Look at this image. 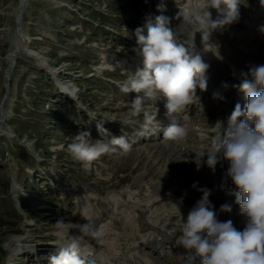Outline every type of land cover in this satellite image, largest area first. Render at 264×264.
I'll list each match as a JSON object with an SVG mask.
<instances>
[{"label": "rangeland", "instance_id": "obj_1", "mask_svg": "<svg viewBox=\"0 0 264 264\" xmlns=\"http://www.w3.org/2000/svg\"><path fill=\"white\" fill-rule=\"evenodd\" d=\"M18 3L19 0H0V264H50L46 256H49V250L55 253V248L59 247L57 244L68 238L67 233H61L54 226L57 220L63 218L65 222L73 224L91 222L93 218L102 216L105 204L108 203L109 210L119 207L120 212L119 209H114L117 212L111 211L113 214L109 217L110 212H103L104 217L109 218L105 223L99 219L105 233L100 246L98 245L99 252L112 249L113 251H108L112 257L122 253L125 258H130L132 251L140 247V254L156 259L158 264H177L173 249L159 248V251L152 252L145 245L155 235L175 242L178 238L173 231L180 226L172 223V218H169L166 225L164 222L161 224L164 227L157 222L158 217L155 214L165 201L154 200L160 198L159 191L170 186V191L181 189L192 202H197L203 195L199 190L202 185L198 184L202 181L211 190L209 201L212 206L222 204L214 175L201 173L200 181L192 175V171L198 172L208 166L207 159L203 157L205 153L197 149L185 153L187 149H181V142L162 140L156 145L147 141L138 144L140 140L136 139L137 133L134 135L120 132L114 136L129 135V139L135 141L132 151L122 156L104 155L85 169L67 153V145L71 143L72 137L81 132L78 123L74 121L80 114L74 105L71 104L69 108L67 100L61 95L64 88H77L81 83L79 80L87 78L89 67L83 62L87 63L92 58L90 65L93 68L99 61L109 58L108 54L111 55L113 48L117 46L115 36L104 43L100 41V33L85 41V31L107 24L106 29L117 30L118 35L127 30L136 37V28H127L124 24L129 19H139V6L150 10L151 0H29L20 17L14 10ZM116 4L124 8L133 7L127 15H121L123 8L118 11L113 9ZM172 9L174 8L163 11L158 9L151 13L147 11L145 21L165 15L171 18V27L175 30V19L180 16L178 20L184 22L183 16L187 13L173 12ZM240 15L239 12L235 23L240 22L245 27ZM246 15L250 17L249 14ZM104 16L116 22L119 28L111 21H102ZM120 20L123 21L119 22ZM19 28L28 53L17 57L7 86L6 57L13 50L18 38L21 42L24 41L19 37ZM98 29L88 32V36ZM249 32L251 34L254 31ZM253 38L255 35H252ZM261 39L254 41L259 50L252 51L262 54L264 43ZM94 46L95 51L92 50ZM232 54L237 57V53ZM246 56L250 58L248 53ZM239 61L238 64L225 65L222 73L230 72L235 77L236 74L240 77L243 69L249 70L256 63ZM228 69L231 71L228 72ZM232 85L234 84L230 83L228 88ZM203 94L204 91L197 88L196 95L204 107L202 110L214 109L215 105ZM113 98L111 104L103 101L98 105L94 96L92 101L98 115L103 119L102 122H112V134L124 128L128 114L126 110H115L119 99V103H124L125 95H116ZM128 98L125 103H130ZM61 116L70 121L64 127L59 124ZM208 122L210 128V117ZM160 129L161 125L157 130L158 138H163V130ZM181 156L191 165L188 170L177 159ZM17 193L22 194L24 199L15 203L14 198L19 196ZM84 194L86 196L82 198ZM107 197L113 198H109L104 205L97 204V210H94L93 200ZM98 202L103 203V200L98 199ZM150 204H155V208L146 212ZM173 204L182 203L177 201ZM230 205L232 211L226 213L237 216L236 207L234 208L233 203ZM80 206L83 208L80 209ZM87 211L94 213L91 215ZM76 234L78 233L75 229L69 231V235ZM90 241L92 240H89L92 245ZM166 245L170 246L171 243ZM93 248V254L97 255ZM36 252L40 253L41 260H37ZM93 254L87 255L88 262L100 257ZM164 254L168 257L165 258ZM110 261L115 264L114 260Z\"/></svg>", "mask_w": 264, "mask_h": 264}, {"label": "clouds", "instance_id": "obj_2", "mask_svg": "<svg viewBox=\"0 0 264 264\" xmlns=\"http://www.w3.org/2000/svg\"><path fill=\"white\" fill-rule=\"evenodd\" d=\"M240 4V0H202L196 11L183 16L180 31L191 33L197 29L202 34L204 48L215 47L210 43L211 34L237 19ZM208 8L216 9L219 15L213 19ZM260 31L264 32V27ZM135 35L143 67L128 75L119 86L122 93L137 94L128 103L132 117H143L137 120V134L150 136L160 128L158 109L147 110L146 101L164 97L171 123L163 129V139L183 142L188 137V128L181 123V114L188 105L198 103L197 88L207 89L209 65L192 43L187 41L186 46L179 41L168 16H156L154 22L148 21L143 28H137ZM240 77L241 82L232 87L245 94L246 103L243 107L240 103L235 105L226 124L218 120L212 126L216 132L206 153L207 164L212 169L221 159L229 162L226 176L236 186L235 202L248 223L241 231L231 220L219 221L209 201L211 190L199 189L203 195L189 211L186 221L181 219L182 234L176 240L187 251L188 264L197 257L201 264H264V65L251 66ZM222 86L228 88L226 83ZM214 98L224 97L217 92ZM96 127L101 135L107 133L103 122H97ZM134 143L124 135L93 140L89 131H81L72 137L67 153L88 169L104 155L128 154ZM221 211L231 212V205H221ZM54 226L67 233L68 238L57 244V251L49 257L50 264H86L81 256L93 254L89 251L93 248L89 240L99 244L105 235L102 225L91 222L73 224L61 218ZM72 229L78 234L69 235ZM89 264H96V260Z\"/></svg>", "mask_w": 264, "mask_h": 264}, {"label": "bare ground", "instance_id": "obj_3", "mask_svg": "<svg viewBox=\"0 0 264 264\" xmlns=\"http://www.w3.org/2000/svg\"><path fill=\"white\" fill-rule=\"evenodd\" d=\"M20 3H21V0H19V3L14 7L15 13L17 12V9H18ZM235 25L237 27L243 28V24H241L240 22L235 23ZM178 35L180 37H182V32H179ZM252 35H255V38H253L252 41H257V40L261 39V38H259V36L255 32L251 33V38H252ZM261 40H263V43H264V39H261ZM182 42H185V45L188 46L185 40H182ZM197 44H198V42L194 45H197ZM23 53L27 54L28 49L26 48L25 42L24 41L21 42V40L18 38L16 44L14 45L13 50H11V52L6 57V60L8 61V68L12 67L11 72H8L10 74V77H11L12 71L16 65L17 57ZM248 54H249L250 58L242 56L240 63L241 62H262V63H264V55H262L261 53L252 51L251 53H248ZM202 57H203V60L205 61L204 55ZM14 59H15V63L13 64ZM245 67H246V65H245ZM227 71L229 72V71H231V69H228ZM223 75L225 77V79L223 80L224 81L223 84H225V83L227 85H229L230 83L231 84H239L241 82V77H239V76L235 77L230 72L225 73ZM9 81H10V79H9ZM233 82H235V83H233ZM233 92H234V88H232V87L227 88L228 95L232 96ZM213 93H217V92H213ZM235 100H236V97H233V102ZM154 101L158 102L159 98H157ZM163 102H167L166 98H164ZM169 120L170 119L168 116L165 120L160 122V125L166 124ZM182 123L184 124V122H182ZM185 126L188 128V133L193 131L192 126H190V125H185ZM191 141H192V139L189 140V143H191ZM189 143L184 142V141L181 142L180 143L181 149L186 150L187 149L186 147H188ZM204 155L205 156H203V157L206 158L207 154L205 153ZM229 166H230V164L228 161L221 159L220 162H218L217 165L215 166V169H212L206 165L203 167V169L198 170V172L192 171V175L194 177H196V180H198V181H200L199 176L201 173H204V174L210 173V175H214L213 179H214V182L217 183V188H218L219 194L221 196L222 204H225V203H229V204L231 203L232 204L233 203L234 208L236 207L235 209H236V215H237V216H233L232 214L221 211V205L222 204H219L218 206H213V210L217 213V219L221 222H226L228 220H231L233 222V225L238 230L242 231L248 223V218L245 215H242L240 213L239 205H236L235 201H233L234 195H235L234 193L237 191V189H236V186L233 184L231 178L226 176V172H227ZM197 167H199V166H197ZM198 184L202 185V188H206V186L203 184L202 181H200V183L198 182ZM168 189H169V191L171 190L170 186H168L165 190L159 191L158 194H159L160 198L159 199L157 198L156 200H154V202L163 201V200L165 201V203L163 202L164 204L162 205V207L155 214L158 217L157 222L159 223V225H161L163 222L166 225L168 223L167 221H169V218L170 219L172 218L171 222L175 223L177 226H180L181 219L183 221H186L189 211L193 208V206L196 204V202H192L188 198V196L186 197V194L184 195V191L181 189H178L175 192H173V191L168 192ZM161 197H163V198L161 199ZM177 201L182 203V204H173V203H177ZM153 208H155V204L148 205V207H147L148 210L146 209V212L151 211ZM99 219H100V217L93 218L92 223L99 226V224H100ZM157 222L154 221V223L156 225H157ZM162 225H161V227L165 226V225L164 226H162ZM166 227H168V226H166ZM171 227H172V224H171ZM169 229H171V228H169ZM173 232L174 233L176 232L175 235L178 237L182 234L181 231L179 230V228L178 229L175 228V230ZM163 241L166 244L171 243V245L167 246ZM90 242L92 243V247H94V248L97 247V249H98V250L97 249L94 250V248H93V251H96L97 255L98 256L100 255V257H101L98 261V264H100L102 261H104L105 257L106 258L110 257L112 260H114L115 264H158L156 259H151V257H148V256L146 258L144 254L143 255L140 254L139 250H138V248H140V247H136L137 250H133L134 252L132 251V254H130V256H131L130 258H128V257L125 258L124 256L121 255L122 253L119 255L113 256L114 257L113 258L112 255H109V252H108L110 250L113 251L112 249H108L107 251L101 253V252H99L100 251V249L98 247L99 244H97L94 240H92ZM145 245L152 252L159 251L158 250L159 248L164 249L166 247L167 248L169 247V248L173 249L174 254H176V256H177V264H188L187 251L182 246L177 245V243L174 240H166L165 238H162L159 235H155V237L150 238L147 241V244H145ZM126 250H127V248H126ZM89 251H92V249H90ZM196 263L197 264L201 263V260L199 257H197L194 261H192V264H196ZM101 264H107V262L106 263L103 262Z\"/></svg>", "mask_w": 264, "mask_h": 264}, {"label": "water", "instance_id": "obj_4", "mask_svg": "<svg viewBox=\"0 0 264 264\" xmlns=\"http://www.w3.org/2000/svg\"><path fill=\"white\" fill-rule=\"evenodd\" d=\"M28 1L29 0H22L21 1L20 5L18 7V11H17V14H18L19 17H20V15L22 13V10H23L24 6L28 3ZM14 63H15V59L13 60V64ZM11 70H12V67H9L8 70H7V72H11ZM5 79L7 81V79H9V77L7 76ZM6 84L8 85V82H6Z\"/></svg>", "mask_w": 264, "mask_h": 264}, {"label": "trees", "instance_id": "obj_5", "mask_svg": "<svg viewBox=\"0 0 264 264\" xmlns=\"http://www.w3.org/2000/svg\"><path fill=\"white\" fill-rule=\"evenodd\" d=\"M19 129H21V128L19 127Z\"/></svg>", "mask_w": 264, "mask_h": 264}]
</instances>
